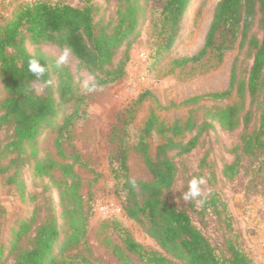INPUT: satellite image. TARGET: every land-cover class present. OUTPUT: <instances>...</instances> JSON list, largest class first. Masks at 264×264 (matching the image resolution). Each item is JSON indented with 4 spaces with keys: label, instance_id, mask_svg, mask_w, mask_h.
Returning a JSON list of instances; mask_svg holds the SVG:
<instances>
[{
    "label": "trees",
    "instance_id": "obj_1",
    "mask_svg": "<svg viewBox=\"0 0 264 264\" xmlns=\"http://www.w3.org/2000/svg\"><path fill=\"white\" fill-rule=\"evenodd\" d=\"M157 1H160L158 34L164 39L156 49L160 54L169 52L179 39L181 21L192 0ZM140 13V0H113L109 14H104L94 0H84L79 5L61 0H16L7 15L0 17V82L6 93L0 104V129L4 126L10 132L7 143L0 145V157L11 154L5 164L0 163V175L7 174V181L16 184L19 191L22 181L16 176L25 158L34 159L37 176L47 175L54 167L45 157H37L34 143L40 128L58 116L62 101L79 100L70 113L63 115L59 132L72 125L75 117L85 115L78 113L84 97L75 91L70 72L43 52L29 53L25 35L29 34L36 42L49 41L58 47H69L98 86H105L124 74L129 48L138 34ZM220 32L229 35V43L238 38V52L228 85L220 91L189 97L180 104L232 97L233 100L222 107L205 108L200 117L192 112L182 122L165 123L158 120L154 111L149 113L136 150L142 154L150 177L134 180L124 175L120 208L121 215L138 224L158 248L145 247L124 229L120 232L123 246L110 248L118 264H136L129 254L144 264H173V260L181 264H253L248 254L230 241L226 253L219 254L190 213L168 195L177 181L175 158L195 149L200 138L216 124L227 131L241 129L238 142L231 149L232 161L222 166L223 177L229 180L236 177L243 158L254 157L264 148V0H218L202 47L192 56L173 58L172 66L199 61L214 47ZM119 50L120 57L114 63ZM32 57L46 67L42 80L38 81L28 71L27 63ZM247 60L251 63L243 66ZM52 74L57 77V98L52 90ZM148 95V91L141 93L137 103H142ZM254 119L256 122L250 127ZM151 133L162 138L153 156L145 140ZM27 144L32 147L25 157ZM55 144L62 154L58 138ZM125 157L123 153L124 171L127 170ZM58 167L64 176L58 191L59 211H53L48 196L34 205L31 216L15 231L12 264H96L87 249L60 259L53 254L60 237L61 250L85 244L91 210L89 199L79 192L80 178L71 164L62 163Z\"/></svg>",
    "mask_w": 264,
    "mask_h": 264
},
{
    "label": "rangeland",
    "instance_id": "obj_2",
    "mask_svg": "<svg viewBox=\"0 0 264 264\" xmlns=\"http://www.w3.org/2000/svg\"><path fill=\"white\" fill-rule=\"evenodd\" d=\"M15 1L0 0V17L7 15ZM61 1L79 5L84 0ZM94 1L102 7L104 14L112 12L113 0L107 3L104 0ZM217 1L192 0L181 21L179 39L169 52L157 54V47L164 41L158 34L160 1L140 0L138 34L129 48L124 74L115 82L98 86L96 90L83 89V80L92 74L73 54L67 64L61 65L70 72L75 91L84 97L78 113L85 115L84 118L75 117L72 125L61 128L59 132L63 115L70 113L75 103L79 102L78 99H68L62 101L58 116L40 128L34 146L38 149V158L45 157L54 164L47 175H36L32 157L25 158L16 176L22 181L21 191L16 184L7 181V174L0 175V264H12L15 231L23 220L31 216L36 203L48 196L53 211H59L58 191L64 176L58 165L62 163L71 164L78 174L81 183L79 192L89 199L91 210L86 222L85 244L61 250L60 237L53 250L57 259L87 249L96 264H118L110 248L123 246L120 232L124 229L145 247L158 248L134 221L124 218L121 213L104 216L101 208L110 211L113 209H110L111 204L120 206L125 174L134 180L150 177L142 154L136 147L151 111L155 112L159 121L182 122L192 112L200 117L205 108L222 107L233 100L232 97L223 101H201L194 105L180 104L189 97L226 88L232 62L238 52V38L229 43V35L220 32L214 47L199 61L180 67H173L171 63L173 58L192 56L202 47ZM24 40L29 53L40 51L55 61L64 48L49 41L36 42L29 34ZM120 54L119 50L114 63ZM250 63L251 60H247L243 66ZM52 90L57 98L55 74H52ZM146 91L149 95L142 103H137L139 95ZM5 96L0 82V104ZM255 122L254 119L250 127ZM240 131V128L227 131L216 124L200 138L195 149L176 157L177 181L168 195L190 213L194 223L219 254L226 253V244L230 241L247 253L253 264H264V148L254 157L243 158L242 168L233 179L223 177L221 172L222 166L233 159L231 149L238 142ZM9 134L4 126L0 129L1 147L10 139ZM57 138L61 141L62 154L55 144ZM145 140L149 144V154L153 156L155 146L162 138L151 133ZM31 147V144L25 146V157ZM123 153L126 155V171L121 165ZM10 156L4 153L0 163L5 164ZM194 177L204 181L202 195L198 199L185 200L183 193ZM129 257L136 264H144L135 255L129 254ZM173 264L181 263L173 260Z\"/></svg>",
    "mask_w": 264,
    "mask_h": 264
},
{
    "label": "clouds",
    "instance_id": "obj_3",
    "mask_svg": "<svg viewBox=\"0 0 264 264\" xmlns=\"http://www.w3.org/2000/svg\"><path fill=\"white\" fill-rule=\"evenodd\" d=\"M72 54V50L69 47H64L58 57L56 58L57 65H65L68 63L69 58ZM28 71L36 77V79L42 80L45 75L46 67L41 63V61L35 57H32L28 60L27 63ZM82 87L85 91H93L96 90L98 84L95 81V78L92 75H89L85 80L82 82ZM204 181L200 178H192L189 181L187 190L183 193V198L185 200H192L198 199L202 195L201 185ZM203 203L202 200H200Z\"/></svg>",
    "mask_w": 264,
    "mask_h": 264
},
{
    "label": "built area",
    "instance_id": "obj_4",
    "mask_svg": "<svg viewBox=\"0 0 264 264\" xmlns=\"http://www.w3.org/2000/svg\"><path fill=\"white\" fill-rule=\"evenodd\" d=\"M110 206H111L110 209L113 208L110 211H107L108 210L107 208H101V211L104 214V216L109 215V214H115V213L120 214L121 213V208H120L119 205H117V204L116 205L111 204Z\"/></svg>",
    "mask_w": 264,
    "mask_h": 264
}]
</instances>
